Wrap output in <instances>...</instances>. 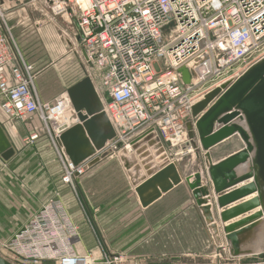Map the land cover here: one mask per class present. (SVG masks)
Listing matches in <instances>:
<instances>
[{
	"label": "built area",
	"instance_id": "obj_1",
	"mask_svg": "<svg viewBox=\"0 0 264 264\" xmlns=\"http://www.w3.org/2000/svg\"><path fill=\"white\" fill-rule=\"evenodd\" d=\"M3 1L0 110L20 122L37 117L49 132L60 133L61 127L74 123L68 115L74 114L71 102L67 95L51 103L38 101L33 67L24 62L9 35ZM27 2L47 5L53 17L73 23L90 76L106 97L105 112L116 136L109 149L114 152L117 143L131 152V141L150 128L181 152L188 145L185 125L192 107L264 57V0ZM182 68L189 72L188 85L182 82ZM84 174L83 165L63 162V184L74 187L75 179ZM76 235L65 206L50 199L0 241V250L29 264H133L121 254L76 255L71 245ZM213 256L217 264H244L247 259L230 258L224 246Z\"/></svg>",
	"mask_w": 264,
	"mask_h": 264
},
{
	"label": "water",
	"instance_id": "obj_2",
	"mask_svg": "<svg viewBox=\"0 0 264 264\" xmlns=\"http://www.w3.org/2000/svg\"><path fill=\"white\" fill-rule=\"evenodd\" d=\"M83 57L85 59L84 53ZM180 74L182 82L188 85V70L182 68ZM67 96L81 126L61 127V134L54 141L61 149L64 163L80 165L87 157L85 153L79 154L80 148L74 144L75 139L81 137L80 132L86 134L97 151L114 138L115 132L109 121L108 133L102 135L98 130L97 119L106 116L90 78L69 90ZM50 132L53 134L52 130ZM185 133L198 165L197 171L188 176L178 171V152H172L174 149L155 129L145 130L131 141V152L142 155L140 159L148 156V153L142 154L147 149L151 150L153 158H159L162 152L168 155L159 159L156 164L159 168L155 171L148 173V166H144L146 175L141 182L133 184L141 205H151L184 183L205 225L220 236V245L216 246L213 241L216 253L221 254L224 246L233 259L264 254V57L238 79L210 91L198 101L191 109ZM72 134L75 137L68 139ZM235 136L243 148L213 162L211 150ZM116 150H123V144L117 143ZM114 153L110 149L102 152L90 161L89 167ZM13 156L10 141L0 127V157L7 162ZM211 205L216 210L214 216ZM239 217L243 218L232 222ZM0 264L14 263L0 255Z\"/></svg>",
	"mask_w": 264,
	"mask_h": 264
},
{
	"label": "crops",
	"instance_id": "obj_3",
	"mask_svg": "<svg viewBox=\"0 0 264 264\" xmlns=\"http://www.w3.org/2000/svg\"><path fill=\"white\" fill-rule=\"evenodd\" d=\"M68 61H70L69 63L72 65L71 59ZM78 79L79 75L77 74L76 80L72 83L70 81L69 83L73 85L80 80ZM90 80L97 96L100 99V102L102 101L101 98H103V102H101V104L106 117L97 119V124L98 130H100L102 135H105V133H108L109 131L108 123L110 122L104 108L106 97L99 87L98 80L95 77H92ZM61 82L64 83L62 80ZM33 90L40 103L45 104L52 102L49 101L43 103L40 100L34 83ZM68 115H73V126H81L77 118H75V114H71L70 111ZM82 115H85V113L82 112ZM0 127L5 132L14 150V156L9 161L5 162L0 157V237L9 238L23 226V224L33 212L40 209L41 206L48 200L58 199L65 206L66 212L69 215L72 223L77 227V235L71 240V245L76 255L82 256L89 253L93 256H101L103 253L109 254L108 250H110V252H116L115 247H109L105 242L103 243L105 248H101L100 251L92 249L91 246H93L94 241L97 243L99 242L98 236L93 230L83 228L80 226L79 222L76 223L74 221V219L77 220L79 218L77 214L79 213L80 208H77L75 199L71 195V193H73V189L76 190L77 187L80 194L82 195L81 197H83L82 202L86 205L87 201L89 202L88 199L86 201V194L91 188L89 185V179L92 176L99 175L100 171L107 172L106 179L110 183L111 181L112 183L115 180L117 181L122 176V174H125L129 181H135L137 173L141 172L142 170L144 171V165L145 167L148 166V173L155 171L159 168V166L157 167L156 165L160 162L159 159H162V157L165 158L168 155L162 152V155L159 156V158H153L151 150L147 149L142 154L146 155L148 153V160L147 158H143V160H141L140 157L142 155H138L135 152L120 150L115 152L113 155L99 161L95 167L93 166V169L89 170L90 161L96 156L100 155L102 152L109 150L110 144L113 143V141L116 139V136H114L113 139L108 140L101 151H97L93 149V144L91 140L87 138L86 134L84 135V132H80L81 137H78L77 141L75 139L74 144L80 148L79 154L85 153L84 155H87L86 159L80 164L86 167V169L84 176L76 178L74 181V187H71L67 184H63L60 176L58 175L46 174L48 178L46 180L45 176H42L41 174L42 170H45V173L51 171L56 172V170L58 172L59 170L61 171V161H63L59 152L61 149L57 146L54 148L56 151H53L49 148L47 143L48 139L50 141L51 139L54 140L56 137H59L61 133L53 132L54 135H52L49 130L42 126V123L37 117H32L25 122H20L7 118L1 110ZM80 130L82 131V128H80ZM33 135H36L37 138L30 140V137ZM74 137V134H72L67 138L71 140ZM242 148V142L237 136H235L211 150L212 161L218 162L241 150ZM189 149L191 151L186 152ZM181 151L184 153L182 154L180 150L172 151L178 152L176 153V158L179 161L178 171L184 176L195 173L198 169L197 159L194 155L195 152H193L189 144H186L185 148ZM56 153H59L61 160L57 157ZM42 155L54 157L52 158L51 165H46L41 170V166L35 164L34 159H38L42 157ZM143 161L146 163L148 162V164L143 165ZM199 161H202L201 153ZM143 177L144 176H141L140 178L142 179ZM74 193L76 194V192ZM181 198L191 200V203H193L190 192L184 183L179 184L169 192L163 194L158 200L148 206V242L145 243V246H135L130 250L135 255H148V264H155L158 262L159 264H163V261L167 258H170L174 250L177 249L176 247H171V244H168L167 239L170 236L168 233V227L162 226L161 224L160 226L154 228L156 225L153 223V219L154 217H158V219L162 220L164 217H167L165 212L156 211V209H159V207L162 206L161 204L163 202L170 199H172L174 202H177V199L181 200ZM78 203L81 207L80 200H78ZM211 206L212 215L214 216L216 210L214 205ZM179 215L185 216V213L176 214L177 218ZM242 218L243 217H239L232 222L238 221ZM183 220L184 219H182V221ZM192 220H194L196 228L185 225L180 226V229L176 230V233L178 232L179 234H182L179 239H182V237L185 235L188 236V239H186L187 243L185 244L188 245L187 248L190 250L188 251L187 256L197 255L200 253V247L203 246L202 240H205L207 243H209V245L215 251L213 247V241L216 246L220 245L221 242L218 239L220 236H218L216 232L211 229V227L205 225L200 212L195 206H193ZM166 221H168V219H165V224H167ZM172 234L175 236V233ZM250 258L253 257H248L247 259Z\"/></svg>",
	"mask_w": 264,
	"mask_h": 264
},
{
	"label": "rangeland",
	"instance_id": "obj_4",
	"mask_svg": "<svg viewBox=\"0 0 264 264\" xmlns=\"http://www.w3.org/2000/svg\"><path fill=\"white\" fill-rule=\"evenodd\" d=\"M3 6L6 10V26L9 35L24 62L33 67L34 86L43 103L53 102L56 98L67 95L69 90L87 78L92 79L89 68L81 55L75 37V28L71 22L60 17H53L48 6L44 4L33 5L27 0H4ZM70 59L72 65L68 61ZM161 63L163 64L162 61ZM77 74L80 80L78 79L77 83L71 85L69 82H74ZM101 99L103 102V98ZM47 143L50 149L56 151L54 148L57 145L53 139L51 141L48 139ZM174 150L177 151L180 148ZM56 154L61 160L59 153ZM53 157L42 155V157L34 159V162L40 165L42 170L44 166L51 165ZM145 158L148 160V156ZM61 162V171L45 173V170H42V176L44 175L46 180L48 179L46 174L58 175L61 178L63 161ZM144 162L143 165L148 164V162ZM93 166L95 167V165ZM93 166L89 170L93 169ZM106 175L107 172L100 171L99 175L89 179L91 188L86 194V201L89 200L86 205L82 202L83 197H81L77 187L76 190L73 189L71 195L75 199L77 208L80 209L77 214L79 218L77 220L72 218L76 223L79 222L81 227L93 230L98 236V243L100 244L94 241L93 246H91L92 249L100 251L101 248H105L103 246L105 242L109 247L112 246L116 249V252L108 250L109 254L124 255L128 261L133 260V264H148V255H135L130 251L133 247L145 246V243L148 242V206L143 207L141 205L133 185L141 182L139 179L141 176H145L146 172L142 170L137 173L135 181H129L125 174H122L113 183L112 181L111 183L108 182ZM78 200L81 202V207ZM161 205L156 211L165 212L167 217L163 216L162 220L154 217L153 223L156 225L154 228L161 224L168 227L170 235L167 239L168 244L177 248L170 258L163 261V264H217L213 258L215 251L209 243L202 240L203 246L200 247V253L187 256L190 250L185 244L188 236L185 235L179 239L182 234L176 233L180 226L187 225L196 228L194 220H192L194 204L191 203V200L181 198V200L177 199V202H174L170 199ZM178 213H185V216L179 215L177 218L176 214ZM165 219H168L167 224H165ZM182 219L184 220L182 221ZM172 233H175V236ZM5 239L7 238L0 237V241ZM0 255L15 264H29L20 259L12 260L5 254V251L0 250ZM242 263L264 264V254L245 259ZM155 264H159V262Z\"/></svg>",
	"mask_w": 264,
	"mask_h": 264
},
{
	"label": "bare ground",
	"instance_id": "obj_5",
	"mask_svg": "<svg viewBox=\"0 0 264 264\" xmlns=\"http://www.w3.org/2000/svg\"><path fill=\"white\" fill-rule=\"evenodd\" d=\"M52 130V129H51Z\"/></svg>",
	"mask_w": 264,
	"mask_h": 264
}]
</instances>
